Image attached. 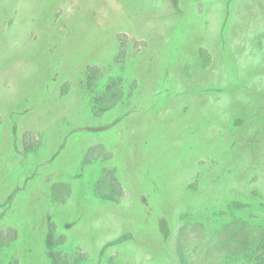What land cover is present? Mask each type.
I'll return each instance as SVG.
<instances>
[{
    "label": "rangeland",
    "instance_id": "1",
    "mask_svg": "<svg viewBox=\"0 0 264 264\" xmlns=\"http://www.w3.org/2000/svg\"><path fill=\"white\" fill-rule=\"evenodd\" d=\"M263 263L264 0H0V264Z\"/></svg>",
    "mask_w": 264,
    "mask_h": 264
},
{
    "label": "trees",
    "instance_id": "2",
    "mask_svg": "<svg viewBox=\"0 0 264 264\" xmlns=\"http://www.w3.org/2000/svg\"><path fill=\"white\" fill-rule=\"evenodd\" d=\"M176 2V1H175ZM177 3V2H176ZM177 5V4H176ZM106 180L110 183L111 187L109 190H102L101 187L97 186L96 191L103 195V197L118 201L119 197L123 194V188L118 182L117 178L114 176L113 171H107L105 175L103 176V179L101 181V184H103ZM66 198H63L62 200L65 201ZM130 237L129 234L122 235L121 237L117 238L116 240H113L111 243H121L125 240H127ZM264 264V263H263Z\"/></svg>",
    "mask_w": 264,
    "mask_h": 264
}]
</instances>
